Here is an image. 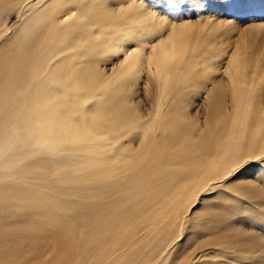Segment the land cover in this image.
I'll list each match as a JSON object with an SVG mask.
<instances>
[{"label": "bare ground", "instance_id": "obj_1", "mask_svg": "<svg viewBox=\"0 0 264 264\" xmlns=\"http://www.w3.org/2000/svg\"><path fill=\"white\" fill-rule=\"evenodd\" d=\"M167 7L0 0V264H264V24Z\"/></svg>", "mask_w": 264, "mask_h": 264}, {"label": "rangeland", "instance_id": "obj_2", "mask_svg": "<svg viewBox=\"0 0 264 264\" xmlns=\"http://www.w3.org/2000/svg\"><path fill=\"white\" fill-rule=\"evenodd\" d=\"M166 1H168L167 16L169 20H180L182 19V17L183 18L187 17L186 13L188 10L191 9L193 14L191 13L192 16L190 15L187 18H190L193 21L205 17L204 12L206 10V11H210V13H212L211 15H214L212 18L220 19L221 17H223L226 20L232 22L234 25L240 26L241 29L242 27L250 26L252 24H257V23L264 24V0H224V2L220 0V2H223L225 4L224 6L218 5L217 4L218 1L193 0L194 2L195 1L196 2L195 3L193 1H191V3L188 2L189 3L188 6L190 7L186 6L187 5L185 4L187 3L186 0H166ZM192 2L194 4L203 2L205 4V8H204L205 10L204 9L194 10V8L191 5ZM218 6H220L221 8L220 10L218 9ZM211 15H207V16H211ZM12 21H17V19L13 18ZM225 29H222L219 32H217V36L218 34H223V30ZM237 34L233 37L234 38L233 40L238 38ZM204 101H205L204 98L196 97L195 98L196 106L194 107V109L195 110L202 109V106L204 105Z\"/></svg>", "mask_w": 264, "mask_h": 264}]
</instances>
